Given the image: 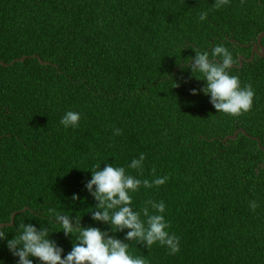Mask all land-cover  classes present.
Wrapping results in <instances>:
<instances>
[{
    "label": "trees",
    "instance_id": "trees-1",
    "mask_svg": "<svg viewBox=\"0 0 264 264\" xmlns=\"http://www.w3.org/2000/svg\"><path fill=\"white\" fill-rule=\"evenodd\" d=\"M213 5L0 0V60L28 56L0 64V223L28 208L8 230L21 222L39 227L49 209H59L107 228L92 221L96 201L84 185L88 167L112 164L141 180L168 177L133 194L136 211L146 200L163 201L169 231L180 238L175 255L132 242L149 264H264V57L237 67L264 32V0ZM202 11L209 13L203 22ZM216 44L232 51V74L255 91L252 109L237 117L217 113L203 93L191 94L204 82L183 62L193 48ZM67 110L81 113L77 129L60 125ZM240 129L248 135L224 141ZM141 154L143 168L128 169ZM51 238L71 250L72 237L60 231ZM0 264H16L3 242Z\"/></svg>",
    "mask_w": 264,
    "mask_h": 264
},
{
    "label": "clouds",
    "instance_id": "clouds-1",
    "mask_svg": "<svg viewBox=\"0 0 264 264\" xmlns=\"http://www.w3.org/2000/svg\"><path fill=\"white\" fill-rule=\"evenodd\" d=\"M229 3L230 0H214L213 7L219 9ZM208 15L207 11L200 12L199 20L206 21ZM193 51L194 56H189L183 66L191 77L202 80L204 85L192 89L191 94L208 96L217 113L237 117L249 112L255 91L250 84L242 85L239 76L232 74L236 63L232 51L223 44H216L210 50L196 47ZM80 120L79 111L67 110L59 123L65 130H74L79 127ZM116 134L119 135V129ZM144 161L145 156L141 154L132 159L127 168L141 170ZM86 170H91V178L84 187L96 201L93 210L89 211L91 219L107 228L85 226L82 217H73L72 213L59 209H49L47 224L41 223L39 227L21 222L14 231H9L11 227L0 223V242L5 243L16 258V264H34V258L39 264H149L146 257L135 254L132 242L147 249L158 244L166 247L169 255L180 251V238L170 233V224L163 215L166 209L163 201L146 200L140 211L133 207V194L141 187L149 189L164 185L167 176L141 180L129 174L123 166L106 164L101 168L99 163ZM249 207L255 211L259 205L253 200ZM60 231L73 238L72 248L67 253L51 238L52 233ZM10 232L14 233L11 238L8 236ZM117 233H123V239L118 238Z\"/></svg>",
    "mask_w": 264,
    "mask_h": 264
},
{
    "label": "water",
    "instance_id": "water-1",
    "mask_svg": "<svg viewBox=\"0 0 264 264\" xmlns=\"http://www.w3.org/2000/svg\"><path fill=\"white\" fill-rule=\"evenodd\" d=\"M263 39H264V32L261 33V34L258 36L256 42H254V43H252V44H250V45L247 46V47H251V46H252V54H251V58H250V59H247V58L244 57V56L240 57V59H239V66H237V67L242 68V66H243L244 63H246V62H252V61L254 60L255 56L264 57V45H263ZM233 42H235V41H233ZM242 46H243V45H242ZM27 58H28V56H24V57L21 58V59L14 60V61L11 62L10 64H7V63H5V62H3V61L0 60V64L3 65L4 67H10V66L14 65L16 62H24ZM31 58H37V59L41 62V64H44V65L48 64V62H43L39 56H35V55H34V56H32ZM233 67H235V65H234ZM240 133H243V134H245V135H248L247 132H246L245 130L240 129V130L236 131L235 134H234L233 136H229V137H227L224 141H227V140H229V139H231V140H236L237 137H238V135H239ZM251 138L257 140L258 143H259V145H261V140H260V139L255 138V137H251ZM27 209H28V208H25V209H23L22 211H19V212L14 213V214L12 215V217H11V218H12V221H11L10 223H4L5 226H12V225L14 224V222H15V217H16V215L19 214V213L25 212Z\"/></svg>",
    "mask_w": 264,
    "mask_h": 264
}]
</instances>
